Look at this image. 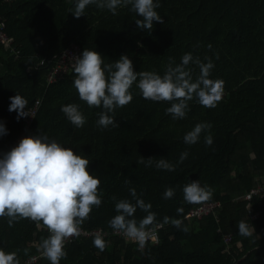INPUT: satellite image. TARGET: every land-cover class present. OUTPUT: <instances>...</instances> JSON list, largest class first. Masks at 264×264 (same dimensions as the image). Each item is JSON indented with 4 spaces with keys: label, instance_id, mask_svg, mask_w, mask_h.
Returning <instances> with one entry per match:
<instances>
[{
    "label": "trees",
    "instance_id": "obj_1",
    "mask_svg": "<svg viewBox=\"0 0 264 264\" xmlns=\"http://www.w3.org/2000/svg\"><path fill=\"white\" fill-rule=\"evenodd\" d=\"M72 7L73 0H0V21L12 38L10 46L0 44V121L8 130L0 136V152L41 132L87 157L103 190L101 205L80 227L107 232L101 236L104 248L93 244L94 235L75 238L65 244L60 264H264V196L242 197L264 179V0H161L157 11L164 22L154 21L151 30L136 25L141 17L128 6L112 14L89 5L78 18L69 12ZM72 45L79 55L95 49L106 63L128 55L134 70L161 75L186 52L211 59V77L224 81L222 98L215 108L189 101L186 116L173 119L165 111L170 102L143 98L134 83L131 102L114 110L118 126L101 128L96 124L101 109L89 108L73 87V66L46 82L56 57ZM189 67L195 77L199 67ZM16 93L27 99V110L41 99L26 128L27 116L17 118L8 110ZM66 103L80 105L86 116L82 127L66 119L61 111ZM201 121L211 123L212 144H205L203 134L197 143L185 144L184 134ZM184 150L187 158L173 171L147 163L161 158L176 163ZM197 179L212 188L209 201L221 203L216 217L184 218L199 204L184 201L182 188ZM130 187L151 203L156 223L148 227L161 224L156 244L113 236V197L134 202ZM168 187L175 192L166 199ZM246 209L257 216L248 218ZM145 215L137 208L134 218ZM173 219L182 226H174ZM240 220L253 225L252 236L239 235ZM7 221L0 217V247L15 251L19 264L32 255L38 256L32 264H50L39 256L40 241L49 235L46 226L27 218Z\"/></svg>",
    "mask_w": 264,
    "mask_h": 264
},
{
    "label": "clouds",
    "instance_id": "obj_2",
    "mask_svg": "<svg viewBox=\"0 0 264 264\" xmlns=\"http://www.w3.org/2000/svg\"><path fill=\"white\" fill-rule=\"evenodd\" d=\"M160 3L161 0H73L69 12L78 18L89 5L107 9L112 14H116L118 8L128 6L141 17L135 20L136 25L151 30L154 21L164 22L157 11ZM205 59L207 62L186 52L179 63H168L161 75L152 70H134L128 55L122 54L106 63L95 49L84 48L74 59L72 84L80 100L89 108L101 109L96 121L101 128L118 126L114 110L131 102L134 83L143 98L170 102L166 113H170L173 119H183L189 110V101L195 99L205 108H215L222 98L224 81L211 77L214 64L211 59ZM190 64L199 67L195 77ZM9 100L8 110H15L17 118L31 115L26 108L28 101L25 97L16 93ZM61 111L76 128L86 123V116L77 103L63 104ZM210 128V122L195 123L184 134V143L195 144L203 134L205 144H212ZM7 131L4 122L0 121V136ZM187 156L188 151L184 150L176 163L164 158L148 159L147 163L154 164L157 169L173 171ZM88 164L87 157L41 132L24 136L10 150L0 152V217H8L9 225L27 218L46 226L49 235L40 241L39 250L50 264H60V260L67 256L66 242L70 237L80 235L83 221L94 207L102 203L103 190L98 189L100 179L89 172ZM182 191L184 201L190 204L209 201L213 192L210 186L202 185L198 179L185 184ZM174 192V188L168 187L163 196L171 198ZM129 193L134 202L113 197L116 214L109 220V225L115 232L142 245L148 226L156 223V215L150 211L151 203L145 202L135 187H130ZM137 208L146 213L139 221L134 218ZM164 220L167 221L168 217ZM171 223L177 228L182 226L180 219H173ZM237 227L239 235L244 237L255 232L248 220H240ZM183 230L187 231V226ZM93 244L103 249L105 241L97 235ZM0 264H19L17 253L0 247Z\"/></svg>",
    "mask_w": 264,
    "mask_h": 264
},
{
    "label": "built area",
    "instance_id": "obj_3",
    "mask_svg": "<svg viewBox=\"0 0 264 264\" xmlns=\"http://www.w3.org/2000/svg\"><path fill=\"white\" fill-rule=\"evenodd\" d=\"M5 23L4 21H0V44L5 45V46H10L12 43V38L9 37L5 30ZM11 50L14 51V48H11ZM79 56V50L78 47L75 45H72L71 47L63 50L55 60L54 65L50 68L47 76H46V82L49 84L53 81H55L56 78L62 76L65 71L68 69L70 66H74V59ZM41 99L37 98L34 101V104L32 107L29 108V113L31 115H28L25 118V128L30 124L32 121L37 108L40 104ZM258 196V197H263L264 196V179L260 182H257L254 186H252L242 197L245 200L251 199L253 196ZM222 208V205L220 202L217 201H207L202 204H199L197 206L192 207L189 209L185 215L184 218L186 219H192V218H202L203 216H206L208 214H212L213 216H217L218 212ZM246 214L248 218L254 219L257 216L256 212H252L250 209H246ZM161 227V224H157L155 226L148 227L147 229V237L145 241H149L150 243L156 244L159 241V236H158V228ZM48 231V230H47ZM113 236L117 237H122L126 241H135L134 239H129L125 237L123 234L115 232L114 230L112 231ZM90 236V235H100L102 237H105L107 235V232L102 231L101 229H95L91 231H85L81 229V233L79 236L75 237H70L68 239V242L72 241L75 238H79L81 236ZM228 237H226L227 239ZM39 256H43L41 253ZM44 257V256H43ZM38 256L37 255H32L30 256L26 261H24L21 264H32L37 261Z\"/></svg>",
    "mask_w": 264,
    "mask_h": 264
},
{
    "label": "crops",
    "instance_id": "obj_4",
    "mask_svg": "<svg viewBox=\"0 0 264 264\" xmlns=\"http://www.w3.org/2000/svg\"><path fill=\"white\" fill-rule=\"evenodd\" d=\"M126 241V240H125ZM129 242H133V241H129Z\"/></svg>",
    "mask_w": 264,
    "mask_h": 264
}]
</instances>
